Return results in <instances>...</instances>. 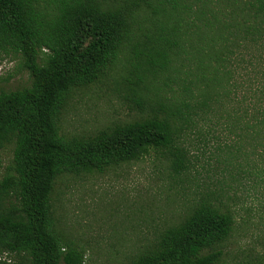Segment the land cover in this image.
<instances>
[{
	"label": "trees",
	"instance_id": "1",
	"mask_svg": "<svg viewBox=\"0 0 264 264\" xmlns=\"http://www.w3.org/2000/svg\"><path fill=\"white\" fill-rule=\"evenodd\" d=\"M2 50L22 55L32 83L0 92V149L14 146L0 177V264H87L56 226L57 179L152 152L181 174L185 135L210 119L211 133L232 131L257 147L264 179V0H0ZM118 70L141 118L65 135L74 92ZM240 151L219 144L211 168L224 171ZM222 190L211 187L125 264L222 262L235 223Z\"/></svg>",
	"mask_w": 264,
	"mask_h": 264
},
{
	"label": "rangeland",
	"instance_id": "2",
	"mask_svg": "<svg viewBox=\"0 0 264 264\" xmlns=\"http://www.w3.org/2000/svg\"><path fill=\"white\" fill-rule=\"evenodd\" d=\"M44 60L41 55L40 61ZM240 73L243 81L248 79L246 69ZM123 74L118 70L77 89L63 113L62 132L94 134L141 118L116 82ZM31 83L22 55L0 51V92ZM212 133L210 119L185 135L190 164L181 174L170 168L164 155L152 152L102 173L60 176L52 194L58 230L86 251L87 264H125L132 253L183 217L190 205L211 196V187L222 186L224 209L233 214L235 223L218 264H243L244 257L264 256V179L257 147L250 140L239 143L232 131L219 128ZM221 143L232 150L241 147L239 160L233 159L224 171L211 168V152ZM13 147L0 149V177L12 164Z\"/></svg>",
	"mask_w": 264,
	"mask_h": 264
}]
</instances>
